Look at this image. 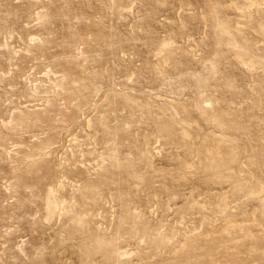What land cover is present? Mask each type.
<instances>
[{"label":"rangeland","instance_id":"obj_1","mask_svg":"<svg viewBox=\"0 0 264 264\" xmlns=\"http://www.w3.org/2000/svg\"><path fill=\"white\" fill-rule=\"evenodd\" d=\"M0 264H264V0H0Z\"/></svg>","mask_w":264,"mask_h":264}]
</instances>
